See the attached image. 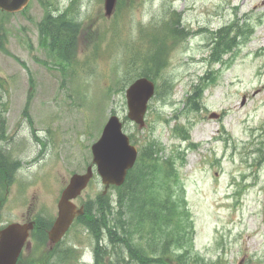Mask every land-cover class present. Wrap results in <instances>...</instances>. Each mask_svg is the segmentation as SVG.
<instances>
[{"label": "rangeland", "instance_id": "1", "mask_svg": "<svg viewBox=\"0 0 264 264\" xmlns=\"http://www.w3.org/2000/svg\"><path fill=\"white\" fill-rule=\"evenodd\" d=\"M73 1L77 2L72 10H67ZM163 1H127L115 23V12L113 17L105 16L104 0H31L24 12L0 11V80L5 83L0 94L5 93L6 79L12 84L4 111L6 138L0 148L19 166L15 180L2 193L0 226L8 221L25 222L38 213L54 218L62 189L73 172H83L91 162V145L101 134L106 113L108 118L114 112L124 120L125 131L134 133L139 146L152 139L159 141L165 146L160 154L168 158L166 164L175 167L173 173L179 169L195 221L198 251L216 264H264V165L258 167L255 160L264 158V0H175L177 11L172 12L177 15L172 16L178 19L182 13L184 22L174 20L170 27L182 28L184 23L190 27L188 39L170 52L157 80L159 93L149 103L145 127L139 129L127 117L124 91L117 90L125 77L114 82L118 74L125 73L119 60H125V52L115 46L127 42L123 29L132 32L133 43H139L138 36L148 41L151 35H144L143 29L164 25L150 19ZM49 3L54 14L66 9L81 25L73 65L65 68L54 63L48 48L40 44L38 25ZM232 19L239 24L237 30L247 31V38L237 50L225 53L222 63L207 56V30ZM54 24L51 21L48 29ZM209 37L213 44L210 33ZM208 68L218 72L205 85L202 101L190 109L187 94ZM26 102L31 121L22 117L19 104ZM215 113L217 118L210 117ZM163 174L156 172L155 184L140 172L134 182L137 188L130 190V200L136 196L139 202L132 205L120 201L119 189L104 191L112 206L109 221L118 233L148 232L150 221L133 217L146 199L156 200L155 207L164 205L165 194L158 193ZM103 190L96 177L76 202L92 204ZM96 210L97 205L92 219L96 216L102 224ZM67 234L57 253L73 245V254L57 264H94L96 237L81 224L73 225ZM33 250L30 239L24 256L31 258ZM81 254L84 258L78 262Z\"/></svg>", "mask_w": 264, "mask_h": 264}, {"label": "trees", "instance_id": "2", "mask_svg": "<svg viewBox=\"0 0 264 264\" xmlns=\"http://www.w3.org/2000/svg\"><path fill=\"white\" fill-rule=\"evenodd\" d=\"M63 24L61 20V25ZM78 24V23H77ZM77 24L68 22L65 24V31L60 27L56 28V33L59 34L57 39L60 43L64 44L66 47H71L75 38L72 32H68V26L73 25L77 27ZM79 25V24H78ZM179 35L181 31L175 29ZM59 32V33H58ZM241 35L244 31L239 32ZM238 42L237 34L230 36L229 30L222 29L220 31L219 40L215 47L214 54L217 58H221L222 54L229 50L233 45ZM166 52L161 44L155 43V46L151 47L148 51L137 49V61L141 64L140 66L144 68L145 75L155 78L161 72L162 66L166 61ZM135 62V61H134ZM202 83V82H201ZM204 85V84H202ZM203 87L199 84L195 86L193 92L189 94V100L192 104H198V97L201 96ZM1 157V156H0ZM140 172H145L147 176L150 177L148 171H144L141 165H137L129 174L128 181L126 184L119 188L120 201H130L131 205L139 202V198L133 196V200H130L132 193L130 190H135L137 186L134 184L137 179L140 178ZM141 188H138V192ZM140 193V192H139ZM160 194V192H158ZM141 194V193H140ZM167 195V194H165ZM102 200L101 209H104V231L108 233L109 240L113 244L120 245L123 244L128 249V255L130 260H126L122 253V250L117 252V260L119 264H189L185 262L187 256L192 255V250L190 247V242L185 246L188 241V236L185 234V229L188 226V218L182 209L176 205L175 201L169 196L165 197L163 206L155 207L154 199H146L142 208L136 211L133 220L139 218L141 222L149 220L153 222L152 232L153 236H148V241L140 238L139 240L133 239V234L124 231V234H118L115 226L109 221L108 212L110 211L109 198L106 196L100 197ZM159 199V198H158ZM92 212L90 210L79 218L80 222L92 224ZM51 224L50 219H45L43 217H38L36 230L34 236L41 242L46 241L47 233L46 230ZM105 235V234H104ZM161 236V238H160ZM97 237V236H96ZM122 237V238H121ZM105 238V237H104ZM99 239V237H97ZM164 242V247L162 249V242ZM174 246L186 247L185 252L176 253L173 249ZM170 247V249H169ZM172 247V248H171ZM56 250V249H55ZM54 250V251H55ZM168 251L169 254L167 253ZM172 256V257H171ZM62 258L59 256V259ZM196 255L193 256V259ZM100 263L98 257L97 264ZM115 263V264H116ZM19 264H57V262H49L45 257H35L26 260H20Z\"/></svg>", "mask_w": 264, "mask_h": 264}, {"label": "water", "instance_id": "3", "mask_svg": "<svg viewBox=\"0 0 264 264\" xmlns=\"http://www.w3.org/2000/svg\"><path fill=\"white\" fill-rule=\"evenodd\" d=\"M28 0H0V6L7 10H17L23 7ZM113 0H107L110 6ZM153 91V85L147 80L140 79L127 91L130 107V116L137 121L142 120L146 101ZM95 161L98 163L99 172L104 181L121 184L124 180L127 168L131 166L133 151L127 145V138L121 133L120 123L114 117L104 130L100 140L93 145ZM92 175L91 166L83 175H75L70 186L66 189L59 207L60 212L53 227L49 231L51 242L58 241L68 226L77 210L75 205L68 199L75 196L83 188ZM33 223L11 224L0 232V264H15L22 246L28 236Z\"/></svg>", "mask_w": 264, "mask_h": 264}, {"label": "bare ground", "instance_id": "4", "mask_svg": "<svg viewBox=\"0 0 264 264\" xmlns=\"http://www.w3.org/2000/svg\"><path fill=\"white\" fill-rule=\"evenodd\" d=\"M1 145V144H0ZM4 146V145H3ZM9 146V145H8ZM12 149V148H11ZM3 150H5L4 148H2V146H1V148H0V169L1 168H3V167H5L6 165H7V158H6V153L7 152H5V151H3ZM10 151V150H9ZM11 152V151H10ZM118 201V200H117ZM117 244V243H116Z\"/></svg>", "mask_w": 264, "mask_h": 264}, {"label": "flooded vegetation", "instance_id": "5", "mask_svg": "<svg viewBox=\"0 0 264 264\" xmlns=\"http://www.w3.org/2000/svg\"><path fill=\"white\" fill-rule=\"evenodd\" d=\"M0 83L3 85V87H0L1 89L5 87V83H2V81L0 80ZM6 90V88H5ZM0 96H2V93L0 94ZM7 96V95H6ZM3 130H4V126L0 123V141L2 139H4V135H3Z\"/></svg>", "mask_w": 264, "mask_h": 264}]
</instances>
